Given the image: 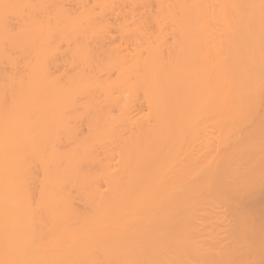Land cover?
I'll use <instances>...</instances> for the list:
<instances>
[{
	"label": "bare ground",
	"instance_id": "bare-ground-1",
	"mask_svg": "<svg viewBox=\"0 0 264 264\" xmlns=\"http://www.w3.org/2000/svg\"><path fill=\"white\" fill-rule=\"evenodd\" d=\"M0 264H264V0H0Z\"/></svg>",
	"mask_w": 264,
	"mask_h": 264
}]
</instances>
